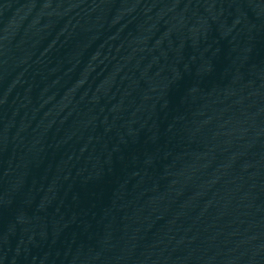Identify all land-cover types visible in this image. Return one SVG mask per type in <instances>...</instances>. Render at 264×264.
Returning a JSON list of instances; mask_svg holds the SVG:
<instances>
[{"label":"water","instance_id":"95a60500","mask_svg":"<svg viewBox=\"0 0 264 264\" xmlns=\"http://www.w3.org/2000/svg\"><path fill=\"white\" fill-rule=\"evenodd\" d=\"M0 264H264V0H0Z\"/></svg>","mask_w":264,"mask_h":264}]
</instances>
